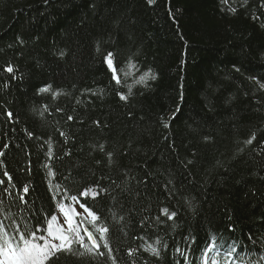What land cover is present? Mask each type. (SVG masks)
Instances as JSON below:
<instances>
[{
	"label": "trees",
	"instance_id": "1",
	"mask_svg": "<svg viewBox=\"0 0 264 264\" xmlns=\"http://www.w3.org/2000/svg\"><path fill=\"white\" fill-rule=\"evenodd\" d=\"M71 199L42 264H264V0H0V252Z\"/></svg>",
	"mask_w": 264,
	"mask_h": 264
},
{
	"label": "rangeland",
	"instance_id": "2",
	"mask_svg": "<svg viewBox=\"0 0 264 264\" xmlns=\"http://www.w3.org/2000/svg\"><path fill=\"white\" fill-rule=\"evenodd\" d=\"M87 192L94 195L92 190ZM94 220L95 216L90 210L72 200L69 205L57 208L38 240L23 244L19 248H6L0 254V262L42 264L53 253L68 244L71 236L81 238L80 229Z\"/></svg>",
	"mask_w": 264,
	"mask_h": 264
},
{
	"label": "water",
	"instance_id": "3",
	"mask_svg": "<svg viewBox=\"0 0 264 264\" xmlns=\"http://www.w3.org/2000/svg\"><path fill=\"white\" fill-rule=\"evenodd\" d=\"M86 235H87V239H88V241L90 242V244H91L95 249H97V244H96V240H95L94 236H93L89 231L86 232Z\"/></svg>",
	"mask_w": 264,
	"mask_h": 264
}]
</instances>
